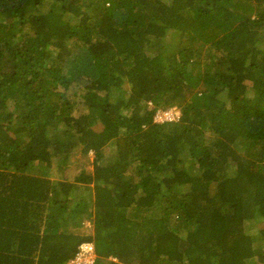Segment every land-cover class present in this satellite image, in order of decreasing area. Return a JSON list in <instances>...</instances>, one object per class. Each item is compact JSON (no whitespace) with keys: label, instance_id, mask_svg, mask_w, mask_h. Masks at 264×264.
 <instances>
[{"label":"trees","instance_id":"16d2710c","mask_svg":"<svg viewBox=\"0 0 264 264\" xmlns=\"http://www.w3.org/2000/svg\"><path fill=\"white\" fill-rule=\"evenodd\" d=\"M262 40L264 0H0V264H65L84 242L94 264L264 254L245 230L264 221ZM167 107L178 122L153 123ZM76 144L90 174L29 173ZM84 219L92 235L71 230Z\"/></svg>","mask_w":264,"mask_h":264},{"label":"rangeland","instance_id":"374dc122","mask_svg":"<svg viewBox=\"0 0 264 264\" xmlns=\"http://www.w3.org/2000/svg\"><path fill=\"white\" fill-rule=\"evenodd\" d=\"M168 39H169V35L167 36L166 40L167 42H170V39L169 41ZM174 39H172L171 41H174ZM184 41L185 40H182V44H185V43L187 44V42H184ZM257 47H260L261 49L264 50V41L262 40L261 42H259ZM247 85L249 86L250 84L248 83ZM76 89L77 88L74 87L71 93H69L71 99L78 97V95L76 94L77 93ZM252 95L253 93L249 89L248 96L251 97ZM81 112H84V111H81ZM88 122L92 123V129L94 131H97V132L101 131L102 127L99 123V120L96 117L90 119ZM103 153L105 155L112 154V147L110 145L106 146ZM92 159H93V154L91 152L87 153L86 155L82 154L81 145L76 144V147L71 151L69 155L68 161L61 168L57 166V163H54L52 167L48 168L47 170H44V169L36 170V166H34L33 168H31L29 173L30 174L37 173L43 176L47 175V178H49L50 180L54 182L65 180V176H66L67 177L66 179L70 181L73 179L75 175H77L82 170L83 172L90 174L92 172V165H91ZM92 187L93 185L90 184L89 188L92 189ZM87 195H88L87 191H82V189H80L73 194V197L74 198L76 197L77 199H80V198H85L86 200L90 199L88 203H91V198L87 197ZM91 211H92V206L90 205L88 206L87 212L89 213ZM65 220H67V218H65ZM88 224H89L88 220L84 219L82 223L80 224L81 225L80 227H71V230H74L75 232L81 235H87V236L92 235L93 231L91 228H89ZM263 228H264V221L261 218H256L252 221L245 222V230L251 234L254 248L256 247H260V249L262 248V243H261L262 240L260 239L261 236L259 233H260V230ZM109 260L116 262L114 258H109ZM250 264H264V254H259V255L256 254V256L250 260Z\"/></svg>","mask_w":264,"mask_h":264},{"label":"built area","instance_id":"2783aa9c","mask_svg":"<svg viewBox=\"0 0 264 264\" xmlns=\"http://www.w3.org/2000/svg\"><path fill=\"white\" fill-rule=\"evenodd\" d=\"M149 106L151 105L148 103ZM180 113L176 108L167 107L155 111L152 121L156 124L177 122ZM94 246L92 243L84 242L78 246V250L73 259L68 260L65 264H94L95 262Z\"/></svg>","mask_w":264,"mask_h":264},{"label":"clouds","instance_id":"9594fccd","mask_svg":"<svg viewBox=\"0 0 264 264\" xmlns=\"http://www.w3.org/2000/svg\"><path fill=\"white\" fill-rule=\"evenodd\" d=\"M178 122V121H177ZM171 123H176V122H171ZM116 260V259H115Z\"/></svg>","mask_w":264,"mask_h":264}]
</instances>
